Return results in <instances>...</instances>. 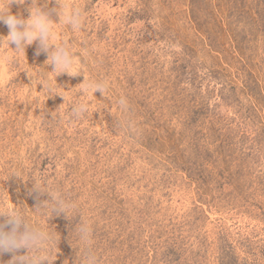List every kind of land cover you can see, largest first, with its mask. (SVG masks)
Returning a JSON list of instances; mask_svg holds the SVG:
<instances>
[{
    "label": "rangeland",
    "instance_id": "1",
    "mask_svg": "<svg viewBox=\"0 0 264 264\" xmlns=\"http://www.w3.org/2000/svg\"><path fill=\"white\" fill-rule=\"evenodd\" d=\"M62 2L86 9L54 29L83 74L0 47V212L52 231L55 264H88L79 220L95 264H264V0ZM31 178L75 210L42 217Z\"/></svg>",
    "mask_w": 264,
    "mask_h": 264
},
{
    "label": "clouds",
    "instance_id": "2",
    "mask_svg": "<svg viewBox=\"0 0 264 264\" xmlns=\"http://www.w3.org/2000/svg\"><path fill=\"white\" fill-rule=\"evenodd\" d=\"M52 0H46L41 6V0H30L27 8L28 17L21 14H13L11 5H24L29 0H0V24L8 29L7 36L0 35V47L5 41L13 52H25L26 48L37 43L36 55L47 54V65L52 66L53 73L68 74L73 76V72L78 75L83 74L77 66L78 57L73 52L69 44L65 42L55 43V26L66 24L73 31L81 30L85 23L86 9H82L77 4H67L62 0H54L57 7L48 9L47 4ZM53 13L58 17L59 22H55L51 17ZM84 82V81H83ZM90 90L93 94L99 91L104 96L106 90L103 81H89ZM42 85V84H41ZM121 110L127 109V100L124 97L119 99ZM88 111L85 103H76L72 108V114L80 118ZM33 183L30 194H37L36 209L44 218L50 212L53 215L64 214L68 216L70 210L74 211V202L65 196L57 188H50L47 182H41L31 178ZM47 195L49 199L40 201L39 197ZM78 240L85 249V260L88 264H95L94 256L91 252L93 233L88 224L81 222L75 226ZM54 246L58 248V243L52 231L39 225L30 224L23 210H5L0 212V257L4 254H11V259L7 264H55L53 259ZM23 254H21V251Z\"/></svg>",
    "mask_w": 264,
    "mask_h": 264
}]
</instances>
